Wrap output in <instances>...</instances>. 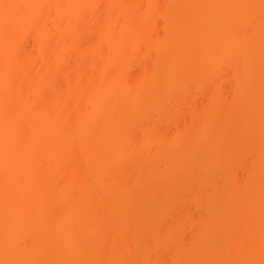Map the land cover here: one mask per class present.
<instances>
[{
  "label": "bare ground",
  "instance_id": "1",
  "mask_svg": "<svg viewBox=\"0 0 264 264\" xmlns=\"http://www.w3.org/2000/svg\"><path fill=\"white\" fill-rule=\"evenodd\" d=\"M100 1L104 2H101L103 9L94 17L92 13H95ZM172 1L176 0H166L165 7L162 3V8H153L154 0H0V264H132L134 262L129 255L128 261L126 256L134 251L141 253L140 260L146 256L145 260L149 261L145 263L142 259L140 264H161L158 253L162 250L170 252L171 258L167 260L170 264H264V190L259 192L261 201H256L257 205L252 198L246 197L248 192L243 194L246 188L240 185L243 189L240 192L231 179V176L236 179L233 175L236 171L231 170L235 167L233 165L241 161L235 163V160L251 152L256 153L257 164L261 162L258 169L264 172V0ZM155 7L162 17H166L165 20L175 18L174 21H166L163 30L166 44L159 43L160 39H157L150 46L157 51L164 43L166 46L163 47L170 50L167 51L168 56L165 55L167 52L164 54L168 58H156L167 62L164 66L152 62L153 65L149 64L151 70L143 64L147 66L145 70L146 67L136 61L135 64L138 62V66L142 67L140 78L119 84L117 69L124 72L132 59L129 46L122 38L127 40L126 34L133 29L136 31L131 37L134 38L133 43L127 42L130 47L139 42L144 26L140 28L141 33L138 29L146 22L147 28L152 25L151 19L157 12ZM149 8L155 11L149 12ZM150 13L153 15L150 16ZM89 26L92 28L89 29ZM84 33L86 37L83 40ZM29 39L33 41L31 51L25 49ZM80 40L84 44H80ZM135 50L137 52V47ZM118 57H122V64L126 63L122 69L115 66ZM155 63L159 66L158 71L154 68ZM108 67L117 68H111L108 74ZM103 70L107 71L108 77ZM224 70L229 71L232 86L234 84V98L231 100L236 101L230 105L218 93L217 82L224 78H221ZM161 74L165 77L161 82H166L158 89L155 81L162 80ZM228 75L225 78L230 79ZM58 79L65 86L62 89L55 84ZM176 87H181L180 93L186 92L189 87L199 91L209 89V105L198 127L191 125L193 130L185 127L171 144L165 143L168 146L164 142V145L151 142V129L148 128L145 139L131 141L128 130L135 127L138 120L145 121L150 111H162L167 100H171L170 97L177 92ZM147 90L155 94L149 97ZM143 96L149 98L143 101ZM247 105L252 109L249 110ZM239 111L250 114H245L246 117L242 115L241 120L240 113H237L238 116L235 114ZM257 115L259 119L256 120ZM217 121L220 125L214 136L210 128L215 122L217 126ZM111 127L118 130L111 131ZM229 138L230 144H226ZM202 146H206L205 156L209 159L200 160L205 152H202ZM106 149L109 151L106 152V159H99V151ZM130 160L133 171L129 167ZM189 160L196 163L193 175L220 167L223 175L218 177L230 176L228 179L231 181L220 190L215 185L216 177H207L208 182L203 180L204 187H208L205 199L200 195L202 191L194 192V183L202 186V182L196 179L197 183H184L181 193L175 189L177 192L174 194V187L171 189L170 186L161 190V181L172 177L170 174L180 176L178 169ZM95 162L97 166L93 165ZM164 164L174 171L166 172L169 168L163 169ZM83 169L88 172L85 170V174ZM91 169L97 176L87 183L84 177L90 174ZM125 171L127 175L129 171L137 175L136 182H129L131 187L129 183L119 182ZM190 172L183 171V174ZM252 177L245 181L249 183ZM108 178L112 179L110 183L116 178L118 181L108 185L116 197L106 201L105 193L96 190L101 187L97 185ZM146 181L151 182L149 186L153 183V187L147 189L149 192L146 191L150 204L138 205L141 200L136 199L138 204L135 203L132 195L144 198ZM252 184L247 185L250 187ZM137 190L144 193L140 194ZM159 191H166L168 196L171 193L175 195L176 198H171L178 202H171L175 201L176 205L181 203L178 208H181L182 202L187 204L184 202L187 200H191L196 209L202 205V200L206 201L205 205H211L216 200L222 204H218L217 208L216 205L214 208L209 206L202 219L197 217L201 220L193 222L191 218L184 217L192 221L193 226L197 225L195 232L192 231L194 234L198 232L197 237L193 236V239L191 236L193 241L189 245H183L177 236H169L167 230H164L166 234H158L155 240L152 239L151 244H146L147 240L139 243L141 237L167 223L163 209L169 204V199L166 203ZM106 195L110 197L108 192ZM184 205L185 209L187 206ZM103 211L107 215H103ZM233 212L242 219L240 221L244 218L255 220L253 224H250L252 220L240 223L242 234L249 231L247 234L253 236L252 231H256L259 233L254 236L259 234V237L250 241L239 240L238 231L235 229L238 236L233 231L234 225L226 226L227 217ZM184 213L187 214L183 212L184 216ZM94 218L96 221H93ZM229 221L231 223V219ZM183 224L185 226V222ZM108 226L110 230H107ZM105 229L110 231L111 241L108 235L105 239L112 244L117 243L116 247L122 243L121 251L115 246L114 249L119 252L109 249L112 246L109 244L108 248L107 243L104 244L105 249L99 245L105 235L101 232ZM214 230L223 235L213 238ZM199 246H204L203 250L198 251ZM232 249H240V254L229 256L228 250ZM149 253H153L151 261L148 260L152 258Z\"/></svg>",
  "mask_w": 264,
  "mask_h": 264
},
{
  "label": "rangeland",
  "instance_id": "2",
  "mask_svg": "<svg viewBox=\"0 0 264 264\" xmlns=\"http://www.w3.org/2000/svg\"><path fill=\"white\" fill-rule=\"evenodd\" d=\"M158 1H159V4H157L158 3ZM177 1V0H176ZM176 1H172V2H176ZM101 2L102 1H100L99 2V6H97V9L95 10V13H92V15L94 16H96L97 14H96V12L98 13H100V10L101 9H103L102 8V6H103V4H101ZM145 3V5L147 6V7H150L151 8V6H148L147 5V3H146V1H144ZM165 2H166V0L164 1V0H154V5L152 6L153 8H154V6H158V7H161V4L163 3V5H164V7L166 6L165 5ZM171 2V3H172ZM102 3H104V2H102ZM142 3V2H141ZM167 3V2H166ZM143 4V3H142ZM163 5H162V7H163ZM173 5H174V3H173ZM143 7H144V5H143ZM155 7V10H157V12H158V7L156 8ZM161 7V8H162ZM104 8H105V5H104ZM149 8V9H150ZM144 9H145V7H144ZM153 10L154 9H150V11L149 12H152L153 13ZM154 10V11H155ZM148 12V13H149ZM156 12V13H157ZM152 13H150V16H152L153 14ZM156 13H154V17L151 19L152 21H151V24L152 25H150L149 24V27L147 28V26H148V22H146V23H143L144 25H140V27H139V29L138 30H140V28H141V26H144V28L143 29H141V30H143V34H139L140 36L139 37H141V40L140 39H138V41L139 42H136L139 46H137V44L135 43L134 45L137 47V52H136V47L134 46H132V47H130V45H129V43L128 42H130V43H133V40H134V38H132L131 39V37H134L135 36V34L136 33H134V32H136L135 30L134 31H132L133 29H131V30H129V32H128V34H126V35H128V37H127V40H123L124 38H122V41L126 44V46H129V53H130V55H131V58L132 59H130V62H129V64H127L128 65V68H126L125 69V71L124 72H122V71H120V70H118L117 69V71H116V74H117V76L119 77V78H117V76L115 75L114 77H116L118 80H119V84H125V83H131V82H133V80H134V78L136 79V80H138L137 79V77L138 78H140L139 77V75H141L140 73H141V71H142V67L141 66H143V68H145L146 67V69L145 70H147V66L146 65H148V67H149V64H151V65H153V63L152 62H157L158 63V65L159 66H164L163 64H165L167 61H165V59L166 58H168L167 56H168V53L169 52H167V51H170V50H167L168 49V47L167 48H165V47H163V45H165L166 44V42L165 41H163L164 39H165V35H164V28L166 27L165 25H166V21L168 20V21H171V20H175V18L173 17V18H169V19H167V20H165L166 19V17L165 16H163L162 17V15H160L159 14V12H158V14H156ZM152 14V15H151ZM156 14V15H155ZM94 16V17H95ZM99 16V15H98ZM150 16H148L147 15V17L148 18H150ZM88 17L90 18V16L88 15ZM97 17V16H96ZM165 18V19H164ZM177 18V17H176ZM164 21H165V23H164ZM147 26H146V25ZM168 24V23H167ZM164 26V27H163ZM145 27L147 28V30L145 29ZM89 29H91L92 27L91 26H89L88 27ZM118 28V27H117ZM116 28V29H117ZM149 28H151V30H149ZM145 29V30H144ZM119 30V29H118ZM141 30L140 31H138V33H141ZM166 30V29H165ZM133 32V33H132ZM124 34V35H125ZM131 35H133V36H131ZM173 35H175L174 33H173ZM84 36V37H83ZM130 36V37H129ZM164 36V38L162 39V37ZM176 36V35H175ZM82 37H83V40H84V38L86 37L85 36V33H84V35H82ZM167 37V36H166ZM144 38V39H143ZM170 38H172V36H170ZM157 39H160V41H161V39H162V41L160 42V41H158L159 43H161L162 44V42H165V44L163 43V45L161 46V47H163V49H161V47L160 48H158L157 49V51H153L151 48H150V46L151 45H153L152 43L155 41V40H157ZM130 40V41H129ZM132 40V41H131ZM30 41H32V39L30 40H28L27 42L28 43H25V49L27 48V50L28 51H31L32 50V47H31V45L33 44V41L32 42H30ZM81 42H80V44H84V43H82L83 41L82 40H80ZM128 41V42H127ZM169 41V40H168ZM155 43V42H154ZM168 44V43H167ZM169 45V44H168ZM166 46V45H165ZM170 46V45H169ZM31 47V48H30ZM153 48V47H152ZM133 49H134V51H133ZM155 49V48H154ZM160 49V50H159ZM170 49V48H169ZM159 50V51H158ZM134 52V53H133ZM167 52V54H165ZM138 53V54H137ZM167 55V56H165V55ZM135 56V57H134ZM164 56V58L165 59H161L162 57ZM133 57L135 58V59H133ZM156 57H161L159 60H158V58H156ZM155 58H156V60H155ZM133 60H134V62H133ZM136 61H140V63L142 64H140L141 66L139 67L138 65H139V63L137 62V64H135L136 63ZM165 62V63H164ZM126 64V63H125ZM124 63L122 64V57H118L117 58V60H116V64H115V66L117 65V67L119 68V69H122V67H124V65H125ZM143 64H146V65H143ZM127 65L125 66V67H127ZM157 64L155 63V66H156ZM115 66H113V67H115ZM159 66H156V67H154V68H157V67H159ZM113 67H111L112 69H114ZM116 67V68H117ZM166 67V66H165ZM111 68L110 67H108V68H106V70L108 69V74H110L109 73V71L111 72ZM115 68V69H116ZM141 68V70H139ZM150 68V70H151V68H152V66H150L149 67ZM149 68H148V70H149ZM163 68V67H162ZM114 69V70H115ZM164 69V68H163ZM53 70V69H52ZM56 69H54V71H55ZM127 70V71H126ZM105 70H103L102 72L104 73V74H106V72H104ZM157 71H158V68H157ZM160 71V70H159ZM225 72H224V74H222V76H221V78L222 77H224V78H222V79H220V81H218L217 82V85H218V93H219V95H221V97L220 98H222L223 99V101H224V99H225V102L227 101L228 102V104L230 105V103H234L236 100H231V99H233L234 98V91H233V89H234V84H233V86H232V81H233V79L231 78V77H229V75H228V73H229V71H227L226 72V70H224ZM119 74H118V73ZM162 72V71H161ZM55 73H57V75H58V72H56L55 71ZM53 71H52V74L54 75L55 74ZM102 73V77L103 78H105L104 76H106L107 75V77H108V74H106V75H104ZM121 73V74H120ZM112 74V73H111ZM114 74H115V72H114ZM230 74V73H229ZM69 75L71 76L72 75V73L70 74L69 73ZM120 75H121V77H120ZM160 75V74H159ZM166 77H164V76ZM163 75L161 74V76H163V78H162V80H161V78L160 79H158V80H156L155 81V83H157L158 84V89H159V85H162V83L163 84H165V82H161V81H163V79L165 78L166 80H167V76L163 73ZM226 75H228L227 77H229L230 79H227V78H225V76ZM123 76V77H122ZM231 76V75H230ZM110 77V76H109ZM157 77V76H156ZM120 78H122L121 80H120ZM132 78H133V80H132ZM158 78V77H157ZM231 79H232V81H231ZM59 80V81H58ZM57 81H55V84H57L56 86L57 87H59L60 88V86H61V89H62V86L63 87H65L64 86V84H62V82H61V80L60 79H58ZM122 80H124V81H122ZM57 82V83H56ZM120 82H122V83H120ZM159 82V83H158ZM160 82H161V84H160ZM59 84V85H58ZM61 84V85H60ZM157 84H155V85H157ZM180 88V89H179ZM233 88V89H232ZM64 89V88H63ZM157 88H156V86H155V89L154 90H156ZM176 90H177V92L176 91H174L173 93H175V94H173L172 95V97H170V99L171 100H167V103H165L164 104V106L165 107H163L162 108V105L160 106L161 108V110L162 111H160V110H157L156 112H153V113H150V112H152V111H150L149 112V114L148 115H146L147 116V119H145V121L144 120H138V122L136 123V125H135V127H132V128H130L128 131V134H129V136H130V139H131V141H138V142H140V141H142L143 140V138L145 139V136H146V130H147V128H148V130L149 129H151L150 130V140H151V142H154L155 144H156V142L157 143H162V145H164L165 143H167V144H171L174 140H175V138H176V136L178 135V133H180L185 127H186V129L188 128V127H190V128H188V129H191L192 127L193 128H195V127H198V125H199V123H200V121L202 122V120H200V119H202L203 117H204V114L206 113V111H207V108H208V105H209V96H208V93H207V91H209V89L208 90H206L205 89V91H199V89H193V87H189V89L187 88V91L185 92V91H181V93H180V90H181V87H176L175 88ZM148 91V90H147ZM147 91H145V92H147ZM151 92H152V94L154 93V91H152V90H150ZM157 91V90H156ZM179 91V92H178ZM185 92V93H184ZM180 95H179V94ZM183 93V94H182ZM144 94H146V93H144ZM149 94V95H148ZM151 93H149V91H148V93H147V95L150 97L151 95H152ZM155 94V93H154ZM153 94V95H154ZM152 95V96H153ZM177 95V96H176ZM149 97H147V96H143V101L144 100H147V98H149ZM170 101V102H169ZM231 101V102H230ZM246 100L244 99V102H245ZM241 102V101H240ZM243 102V103H244ZM263 102H264V100H263ZM169 103V104H168ZM227 105V104H226ZM228 105V106H229ZM252 105V104H251ZM232 106V105H231ZM83 107H85V105H83ZM247 107H248V105H247ZM247 107H245V108H247ZM253 107V106H252ZM248 109L250 110V109H252V108H249L248 107ZM248 109H246V110H248ZM248 110V111H249ZM246 112V111H243V112H245V114H250V112ZM264 111V110H263ZM262 111V112H263ZM158 112V113H157ZM242 112V111H241ZM239 114L240 113V111L239 112H235V114ZM233 114V113H232ZM238 114H237V116H238ZM245 114H239V115H241V116H239V118H241L242 117V115H244L245 117H246V115ZM259 115H260V117H262L261 115V113H259ZM146 116H144V118L146 117ZM237 116H235L234 118H236ZM248 117V116H247ZM257 118H256V120L257 119H259V117H258V115L256 116ZM144 118H142V119H144ZM262 118H264V116L262 117ZM261 118V119H262ZM243 118H241V120H242ZM264 120V119H263ZM218 121H219V119H218ZM217 121V122H218ZM262 121V120H261ZM199 122V123H198ZM257 122V121H256ZM263 122V121H262ZM220 122H218L217 123V126H216V122L212 125V127L210 128V129H212V131H211V134L213 133V135L215 136V134L216 133H218V124H219ZM149 124V125H148ZM193 124H196V125H194L193 126ZM264 124V123H263ZM191 125H192V127H191ZM220 125V124H219ZM262 125V124H261ZM149 126V127H148ZM117 127V126H116ZM116 127H111L110 129H111V131H115V129L116 130H118ZM257 127H258V125H257ZM260 127V126H259ZM264 127V126H263ZM118 128H120L119 126H118ZM258 129V128H257ZM262 129V128H261ZM191 130H193V129H191ZM184 131V130H183ZM264 132V131H263ZM263 132H261V133H263ZM146 133V134H145ZM260 133V132H259ZM212 135V136H213ZM217 135V134H216ZM214 136H213V138H214ZM212 138V137H211ZM149 140V141H150ZM230 138H229V141H227L226 140V144H230ZM163 142H164V144H163ZM224 142V141H223ZM229 142V143H228ZM259 142V141H258ZM134 143H136V142H134ZM257 143V142H256ZM261 143V142H260ZM154 144V145H155ZM167 144H165V145H167ZM250 145V147L253 145V142H252V145L251 144H249ZM258 145V144H257ZM168 146V145H167ZM190 146V145H189ZM202 148H203V146H202ZM204 148H206V146L204 147ZM203 148V149H204ZM256 148H257V146H256ZM261 148H263V145H262V143H261ZM202 149V152H204V153H202V155L200 156V160L201 159H206V158H208V156H205L207 153H206V149H204L203 150ZM251 149H252V147H251ZM254 149V148H253ZM253 149L251 150V151H253ZM103 150V149H102ZM257 150V149H256ZM108 151V149H106V150H104V151H99L100 152V156H98L99 157V159H102V158H100V157H104L105 159H106V157L108 156L107 154L109 153V151H108V153H106ZM251 151H249V152H251ZM254 152V151H253ZM204 154V155H203ZM256 154V153H255ZM255 154H253L252 152L251 153H247L246 155L248 156V157H246V155H245V157H243V158H239L238 160L236 159V157H235V159H233V160H235V163L237 162V161H239V160H241V161H239V162H237V164H235V165H233V166H235V167H233L231 170H232V172L235 170L236 172L234 173L233 172V175H235V177H236V179L235 178H233V176H231L232 178L231 179H233V181L236 183V185L238 186V190H240V189H242L243 188V186H244V188H246V190L244 189V191H243V189H242V191H243V194L245 193H249V195H248V193H247V195H246V197H250V198H252L254 201H255V204H257L258 202H260L261 201V198L259 197V195L261 196V193L263 192V190H264V172H263V170L260 172V169H258V168H261V162H260V164H257V163H259V158H256L257 159V161L258 162H256V160H255V157H257V156H255ZM209 155V157H211V155L210 154H208ZM204 158H203V157ZM255 156V157H254ZM206 157V158H205ZM212 157H213V155H212ZM234 158V157H233ZM247 158V159H246ZM249 158H251V159H249ZM209 159V158H208ZM253 159H254V162H256L255 164L256 165H254V162H253ZM103 160V159H102ZM231 160V159H230ZM233 160H231V161H233ZM190 162H192L193 164H194V166H193V164H191ZM241 162V163H240ZM129 163V167L131 168H129L131 171H133L132 170V166L130 165V163H131V160H130V162H128ZM187 163H190V164H188V167L186 166L187 165ZM238 163H239V165H238ZM94 164H96V162L95 163H93V165ZM132 164H134L133 163V161H132ZM195 164L196 163H194V160L193 161H190L189 160V162L187 161L186 162V164H184V166L183 167H181V168H179L178 169V172H180V176H178L177 174H173V175H175L174 177H173V175L172 174H170L172 177H168L167 179H164V180H162L161 181V184L159 185L160 187H161V190H167V188H169V186H170V188L172 189L173 187H174V194H175V192H177L178 190H180V191H178V193H181V190L184 188H182V185H184V183H188V182H190L191 184L192 183H194V181L196 182V180H197V182L198 181H200V182H202V186L204 187L205 185H203V180L205 181V180H207V179H210V178H213V177H218V176H221V175H223L222 174V172H221V170H219V168L220 167H217V168H214V170L212 169V171L211 170H209V171H207L208 172V174H207V172L206 171H199L200 173H198V174H195V175H193V173L192 172H195L194 170H195ZM243 164V165H242ZM251 165L254 167V168H256V169H253V167L251 168ZM96 166H97V164H96ZM126 166V165H125ZM165 166H166V168H165ZM192 166H193V168H192ZM231 166V165H230ZM239 166V167H238ZM256 166V167H255ZM259 166V167H258ZM90 167V166H89ZM123 167V166H122ZM92 168H93V166H92ZM97 168V167H96ZM124 168V167H123ZM169 168V169H168ZM183 168V169H182ZM188 168H190V169H188ZM235 168V169H234ZM250 168L254 171V173H253V171H251L250 170ZM88 169V168H87ZM94 169H95V167H94ZM94 169H91V171H90V174L89 175H87V176H90L89 178L86 176V177H84V179H85V181L88 183L89 182V180L91 181H93L94 180V178H95V176H97V175H95L94 174ZM163 169H165V170H169V171H166V172H172V171H174L173 169H171V167H169L167 164H164V167H163ZM170 169H171V171H170ZM182 169V170H181ZM185 169V170H184ZM188 169V170H187ZM217 169V170H216ZM262 169H264L263 167H262ZM86 169H83V171H84V173L87 171L88 172V170H86ZM123 170V169H122ZM125 170L126 171H128L126 168H125ZM164 170V171H165ZM97 171V170H96ZM126 171L124 172L125 173V176L124 177H126L127 178V180H126V178H124V177H120L121 178V180L119 181L120 183H122V182H125V183H129L130 181H131V183H132V181H135L136 182V180H137V175L135 174V172H131V171H129L128 172V175H130V176H128L127 174H126ZM183 171H185L186 173L187 172H190L191 173V175H189V174H183ZM214 171V172H213ZM91 172H93V173H91ZM177 172V171H176ZM210 172V173H209ZM219 172H221V174L218 173ZM232 172H229V173H232ZM84 173H83V176H85L84 175ZM124 173H123V175H124ZM203 175H202V174ZM86 174V173H85ZM209 174H211V175H209ZM212 174H214V175H212ZM92 175V176H91ZM122 175V176H123ZM182 175H185V176H183L182 177ZM189 177H188V176ZM199 175V176H198ZM229 175V174H228ZM232 175V174H231ZM247 175H249V177H252V176H254V177H252V178H250V184H252V185H250V187L248 186L249 185V183H248V181L246 182L245 180H248L247 178H249V177H247ZM94 176V177H93ZM193 176V177H192ZM213 176V177H212ZM134 178V180H133V178ZM176 177V178H175ZM180 177H182V178H187L188 177V179H186V180H188V181H186V180H181L182 178H180ZM197 177V178H196ZM208 177V178H207ZM224 177L226 178V176L224 175ZM223 176H222V178L221 177H218V179H216V178H214L215 179V185L217 186V188H219L220 190H223V188H226V186H227V184H228V182H230L231 180H229L228 179V177H230V176H228L226 179L224 178ZM247 177V178H246ZM256 177V178H255ZM119 178V179H120ZM132 178V179H131ZM180 178V179H179ZM203 178H205V179H203ZM207 178V179H206ZM219 178H220V180H219ZM86 179H88V180H86ZM96 179V178H95ZM118 178H116V180H114L113 179V181L112 182H114V181H118L117 180ZM189 179H190V181H189ZM196 179V180H195ZM224 179V180H223ZM228 179V180H227ZM235 179V180H234ZM112 179L111 178H108L107 180H105L103 183H101L100 185H97V186H101V187H99V188H101V189H97L96 191L98 192V193H105V195H104V200H106V201H108L110 198H113L114 199V197H116L115 196V194H114V192H111L110 191V188L108 187V185H110L111 183H110V181H111ZM129 180V181H128ZM181 180V181H180ZM193 180V181H192ZM219 181V183H220V185H219V183H217V181ZM251 180H253V182L251 183ZM244 181V182H243ZM257 181V182H256ZM148 181H146L145 183H147ZM196 182V183H197ZM207 182H208V180H207ZM206 182V183H207ZM94 183V182H93ZM149 183H151L150 181H149ZM149 183H147V184H145L144 185V187H143V189H145V196H144V198L143 197H141L140 195H137V196H134L135 194H133L132 195V199H133V201L135 202V203H137L138 204V201L136 202V199L137 200H141V202L138 204V205H147V203H148V205L150 204V202L148 201L149 199L147 198V195H146V191L147 192H149L148 190H150L149 189V187H151L152 186V184H150V186L148 185ZM168 183V184H167ZM240 183V184H239ZM245 183H246V185H245ZM259 183H260V185H259ZM205 184V183H204ZM209 184V183H208ZM208 184H207V186H208ZM218 184V185H217ZM243 184V185H242ZM130 187H131V185H130V183L128 184ZM133 185H136V183L135 184H133ZM168 187H167V186ZM188 185V184H187ZM194 185L195 186H197V187H195L194 186V192H201L202 191V193L203 194H201L200 193V195H202V197L204 198V197H206V194H207V192H208V187H204L205 189H202L203 187L201 186H199V185H197V184H195L194 183ZM242 186V188H240L241 186ZM256 185V186H255ZM259 185V186H258ZM181 186V187H180ZM185 186H186V184H185ZM220 186V187H219ZM254 186H255V188H254ZM132 187H134V186H132ZM148 187V188H147ZM153 187V186H152ZM164 187H166V188H164ZM176 187V188H175ZM109 188V189H108ZM136 188H138V187H136ZM164 188V189H163ZM179 188H181V189H179ZM102 189L104 190V191H102ZM139 189V188H138ZM141 189V188H140ZM148 189V190H147ZM175 189H177V191L175 190ZM218 189V191L220 192V190ZM248 189V190H247ZM100 190L102 191V192H100ZM142 190V189H141ZM206 190V191H205ZM209 190H210V188H209ZM138 191V190H137ZM241 190H240V192H242ZM261 191V193H259ZM109 193L110 194V197H109V195H106V193ZM139 192V191H138ZM140 192H143V191H140ZM139 192V193H140ZM160 192V191H159ZM166 192V191H165ZM165 192L163 191V192H160V193H163V194H161L162 195V199H164V201H168V199H169V204H170V202H171V200H175L174 198L172 199L171 197H175V195H173L172 193H171V196L169 195H167V194H165ZM210 192V191H209ZM255 192V193H254ZM138 193V194H139ZM144 193V192H143ZM253 193V194H252ZM259 193V194H258ZM112 194H114L113 196H112ZM141 194V193H140ZM244 194V195H245ZM254 194L255 195H257V197H259L260 198V200L256 197V196H254ZM203 195H205V196H203ZM140 196V197H139ZM168 196V197H167ZM177 196V195H176ZM253 196V197H252ZM134 197V198H133ZM257 198L258 200H256L255 198ZM171 198V199H170ZM176 198V197H175ZM250 198H248V199H250ZM205 199V198H204ZM218 199V198H217ZM251 199V200H252ZM105 201V202H106ZM145 201V202H144ZM147 201V202H146ZM167 201H166V203H167ZM176 201V200H175ZM174 201V202H175ZM203 201L204 200H202V205L199 207V209H196L194 206H193V203L191 202V200H187V201H184L185 203L187 202V204H185L184 205V203L182 202V205H184V206H187L185 209H184V207L181 205V208H178V207H180V205L179 204H181V203H177V205H176V203L174 204V202H171V204L173 205H170L169 206V204H167L166 205V207H164V209L165 210H167V211H165L164 209H163V213L165 212V214L164 215H166V217H165V219H167L166 220V225H163V226H160V227H158L155 231H153L152 233H147L148 235H146L145 237H146V239H145V237L143 236V237H141L140 239H139V243L141 242V243H144V240L146 241L147 240V242H146V244H151L152 242H150L152 239L153 240H155V238L157 237V235L158 234H162V233H164V230H165V232H166V230H167V233H168V235L170 236H172V235H174L175 237L177 236V237H179V239L180 240H182V244L183 245H189V243H191L192 241H193V239H194V237L196 238L197 237V233H195L196 234V236H195V234H194V232H195V226H196V228H197V225L195 224L194 226H193V222L194 221H196V219H197V217L198 216H200V218L201 217H203L204 215H205V213H206V211L209 209V206H211L210 208H214L215 207V205H216V208L219 206L218 204H222V202H217L218 200H216V202H213V203H210L211 205H209L208 203L205 205V203H206V201H204V205H203ZM215 201V200H214ZM220 201V200H219ZM254 201H253V203H254ZM256 201H258L257 203H256ZM133 202V204H135ZM176 202H178V201H176ZM188 202H190V204L188 203ZM143 203V204H142ZM145 203V204H144ZM136 204V205H137ZM220 204V205H221ZM260 204V203H259ZM137 205V206H138ZM213 205V206H212ZM258 205V204H257ZM175 206H177V207H175ZM206 206H208L207 208H205ZM174 208V209H173ZM183 208V209H182ZM202 208L204 209L203 211H202ZM122 210H124V208L122 209ZM126 210V209H125ZM124 210V211H125ZM187 212V214H185V216L183 215V212H185V211ZM172 213V216L170 215ZM174 213V214H173ZM234 213V212H233ZM104 214H106V211H105V213H104V211H103V215ZM235 214V217L236 218H238L237 217V215H236V213H234ZM234 214H231V216L229 217H227V220H226V226L227 227H231V225L230 224H232V225H234V226H232V228H233V231L235 232L236 230L238 231V235L236 234V232H235V234L239 237V240L240 239H242L243 241L245 240V239H249L248 241H250V240H252V239H255L256 237H257V235L256 236H254L255 234H257V233H259V232H256V231H252V234H254L253 236L251 235V233H249V234H247L246 232H243L244 234H242L241 232H242V230H240V223H242L243 221H248V220H252V219H247V218H244L245 220H243V221H240V220H242V219H236L235 217H233V215ZM107 215V214H106ZM175 217H174V216ZM189 217H188V216ZM167 216H168V218H167ZM105 217V216H104ZM174 217V218H173ZM180 217H181V219H180ZM186 219H190V220H194L193 222L192 221H188V220H186ZM200 218H198V219H200ZM229 218V219H228ZM233 218H234V221H233ZM108 219H110V218H108ZM107 219V220H108ZM170 219H172V221L170 220ZM173 219H175V221H177V222H175ZM177 219V220H176ZM198 219H197V221H198ZM202 219V218H201ZM200 219V220H201ZM231 219V223H230V220ZM96 221V219L94 218L93 219V221ZM200 220H199V222H200ZM237 220V221H236ZM182 221V222H181ZM188 221V222H187ZM228 221V222H227ZM253 221H255V220H252V221H250V224H253L252 222ZM92 224H93V222L92 221H90ZM175 222V223H174ZM179 222H181V224L182 225H180L179 226ZM183 222H185V226H184V224H183ZM193 224H192V223ZM198 223V222H197ZM229 223V224H228ZM249 223V222H248ZM92 224H90V225H92ZM170 224H172V225H170ZM175 224H176V228H174V226H175ZM178 224V225H177ZM192 224V225H191ZM255 224H256V222H255ZM254 224V225H255ZM94 225V224H93ZM187 225V226H186ZM189 225H191L193 228H190L189 227ZM200 225V224H199ZM198 225V226H199ZM230 225V226H229ZM166 226V227H165ZM170 226V227H169ZM177 226H179L180 228L178 229V227ZM110 226H108V229H107V227H106V229L107 230H110V228H109ZM163 227V228H162ZM183 227H184V229H183ZM187 227H189V228H187ZM234 227H237V228H234ZM169 228H172V230L173 231H177V232H180V233H176V234H178V235H176V234H174V233H172L173 231L171 230V229H169ZM106 229H105V231L103 230L102 232H101V234L102 233H105V235L102 237V238H106V239H108V237H107V235H108V233H110V231H107L106 232ZM163 229V230H162ZM236 229V230H235ZM170 230V231H169ZM190 230V231H189ZM199 230V229H198ZM240 230V231H239ZM157 231H159V232H161V233H157ZM192 231H194V232H192ZM218 230H214V232H213V234L214 235H212V237L213 238H217V236H218V238L219 237H221L222 235H221V233L219 232H217ZM183 232V233H182ZM217 232V233H216ZM254 232H256V233H254ZM107 233V234H106ZM170 233H172V234H170ZM183 235H182V234ZM192 233L194 234V235H192ZM246 233V234H245ZM155 234V235H154ZM164 234H166V233H164ZM164 234H162V235H164ZM111 235V234H110ZM110 235H108L109 236V239H110V241H111V237H110ZM167 235V236H168ZM182 237H181V236ZM217 235V236H216ZM249 235H251V236H249ZM159 236H161V235H159ZM173 236V237H174ZM191 236H192V238H191ZM194 236V237H193ZM243 236V237H242ZM244 236H246L245 238H244ZM149 239H148V238ZM176 237V238H177ZM181 237V238H180ZM258 237H259V234H258ZM257 237V238H258ZM161 238V237H160ZM183 238V239H182ZM215 238V239H216ZM104 239H102V241H103V244L101 243H99V245H102L103 246V248L105 249V247H104V244L105 243H107V244H105L107 247H108V245L110 244V246H112V247H108L109 249H113V250H115L116 252H119V251H121L122 250V246H123V244L121 243H118V246L116 247V245H117V243H113L112 244V242L110 243V242H108L109 240H106L105 239V241H104ZM242 241V242H243ZM247 241V242H248ZM246 242V241H245ZM244 243V242H243ZM112 244V245H111ZM122 245V246H121ZM102 246H100V247H102ZM118 249V248H120L119 249V251L117 250V249H114L115 247ZM107 248V249H108ZM199 250L198 251H201V250H203V248H204V246L202 247H200L199 246ZM236 249V248H235ZM197 250V249H196ZM233 250V251H232ZM232 250H228V253H229V256L231 255L232 257H236V255L239 253L240 254V249H238L239 250V252H238V250L237 251H235L234 249H232ZM227 252V251H226ZM226 252H224V253H226ZM236 252V253H235ZM241 252H242V250H241ZM133 253V254H132ZM138 253V254H137ZM137 253H135V251L134 252H129L128 254H127V256H126V261H128V259H130L131 260V262H134V263H132V264H137L136 263V261H139V263L138 264H140V262H142V259H144L143 261H145V263H148L146 260H147V257H146V260H145V257L144 258H141V260H140V257L142 256L141 255V253L139 252V251H137ZM151 254H153V253H151ZM150 253L148 254V256L149 257H152L151 259L149 258L148 260H153L154 259V257H153V255H151ZM167 254V255H166ZM235 254V255H234ZM128 255H129V257H128ZM130 255H132L133 257H131ZM171 254H170V252L169 251H163L162 250V252H160V253H158V257H159V259L161 260V264H170L168 261V258L170 259L171 258V256H170ZM132 259H133V261H132ZM165 260V261H164ZM168 260V261H167ZM165 263H164V262ZM168 262V263H167ZM129 263H130V261H129ZM144 263V262H143ZM143 263H141V264H143ZM144 263V264H145ZM131 264V263H130ZM259 264H261V263H259Z\"/></svg>",
  "mask_w": 264,
  "mask_h": 264
}]
</instances>
